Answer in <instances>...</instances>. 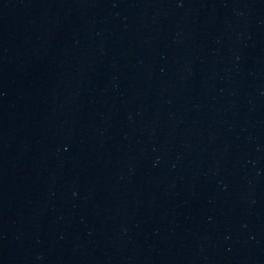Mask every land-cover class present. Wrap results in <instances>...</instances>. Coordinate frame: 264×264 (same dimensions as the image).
Wrapping results in <instances>:
<instances>
[{"label": "water", "instance_id": "95a60500", "mask_svg": "<svg viewBox=\"0 0 264 264\" xmlns=\"http://www.w3.org/2000/svg\"><path fill=\"white\" fill-rule=\"evenodd\" d=\"M0 264H264V0H0Z\"/></svg>", "mask_w": 264, "mask_h": 264}]
</instances>
